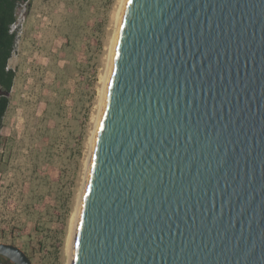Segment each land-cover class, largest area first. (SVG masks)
<instances>
[{
    "label": "water",
    "instance_id": "water-1",
    "mask_svg": "<svg viewBox=\"0 0 264 264\" xmlns=\"http://www.w3.org/2000/svg\"><path fill=\"white\" fill-rule=\"evenodd\" d=\"M73 264H264V0H127Z\"/></svg>",
    "mask_w": 264,
    "mask_h": 264
},
{
    "label": "rangeland",
    "instance_id": "rangeland-1",
    "mask_svg": "<svg viewBox=\"0 0 264 264\" xmlns=\"http://www.w3.org/2000/svg\"><path fill=\"white\" fill-rule=\"evenodd\" d=\"M121 0L16 7L15 70L0 127V243L67 264Z\"/></svg>",
    "mask_w": 264,
    "mask_h": 264
},
{
    "label": "trees",
    "instance_id": "trees-1",
    "mask_svg": "<svg viewBox=\"0 0 264 264\" xmlns=\"http://www.w3.org/2000/svg\"><path fill=\"white\" fill-rule=\"evenodd\" d=\"M29 1L0 0V127L9 103L8 94L15 78V70L8 67L16 39V31L11 30V26L16 20V7L23 3L28 4Z\"/></svg>",
    "mask_w": 264,
    "mask_h": 264
},
{
    "label": "bare ground",
    "instance_id": "bare-ground-1",
    "mask_svg": "<svg viewBox=\"0 0 264 264\" xmlns=\"http://www.w3.org/2000/svg\"><path fill=\"white\" fill-rule=\"evenodd\" d=\"M126 2H127V0H121L120 1L118 12L116 14L115 32L113 34V38H112L110 49H109V57H108V64H107V68H106V73H105V75L103 77V81H102L103 84H102V89H101L99 111H98V114H97L96 119H95L96 123H95V126H94L95 129H94V132H93V136L90 139V153H89V157H88V160H87V163H86V169H85L86 171H85V178H84V182H83V189H82V192H81L80 201H79L78 208L76 210V214H75V216L73 218L71 237L68 240V250H67L68 251V258H67L68 260H67V264H73L75 233H76V228H77L80 208H81V204H82L84 193H85V186H86V182H87V178H88V172H89V168H90V164H91V158H92V152H93V147H94V143H95L96 133H97L99 121H100V118H101L102 109H103V106H104V103H105L106 89H107L108 79H109V75H110L112 60H113V56H114L116 40H117V36H118L120 25H121V21H122V17H123V13H124Z\"/></svg>",
    "mask_w": 264,
    "mask_h": 264
},
{
    "label": "flooded vegetation",
    "instance_id": "flooded-vegetation-1",
    "mask_svg": "<svg viewBox=\"0 0 264 264\" xmlns=\"http://www.w3.org/2000/svg\"><path fill=\"white\" fill-rule=\"evenodd\" d=\"M5 243L11 244L10 242H5ZM0 264H15V263L11 261L10 259H8L7 257L0 254Z\"/></svg>",
    "mask_w": 264,
    "mask_h": 264
}]
</instances>
